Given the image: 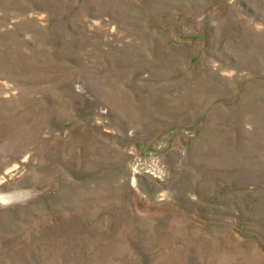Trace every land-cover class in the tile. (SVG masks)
I'll return each instance as SVG.
<instances>
[{
	"label": "rangeland",
	"instance_id": "rangeland-1",
	"mask_svg": "<svg viewBox=\"0 0 264 264\" xmlns=\"http://www.w3.org/2000/svg\"><path fill=\"white\" fill-rule=\"evenodd\" d=\"M0 201V264H264V0H0Z\"/></svg>",
	"mask_w": 264,
	"mask_h": 264
},
{
	"label": "clouds",
	"instance_id": "clouds-1",
	"mask_svg": "<svg viewBox=\"0 0 264 264\" xmlns=\"http://www.w3.org/2000/svg\"><path fill=\"white\" fill-rule=\"evenodd\" d=\"M0 203H3V204L6 205L7 204V201H0Z\"/></svg>",
	"mask_w": 264,
	"mask_h": 264
},
{
	"label": "water",
	"instance_id": "water-1",
	"mask_svg": "<svg viewBox=\"0 0 264 264\" xmlns=\"http://www.w3.org/2000/svg\"><path fill=\"white\" fill-rule=\"evenodd\" d=\"M6 200H8L6 197H5Z\"/></svg>",
	"mask_w": 264,
	"mask_h": 264
}]
</instances>
